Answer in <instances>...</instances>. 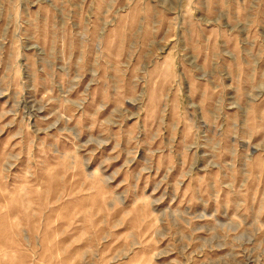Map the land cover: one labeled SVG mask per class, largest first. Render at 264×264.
<instances>
[{"label":"rangeland","instance_id":"rangeland-1","mask_svg":"<svg viewBox=\"0 0 264 264\" xmlns=\"http://www.w3.org/2000/svg\"><path fill=\"white\" fill-rule=\"evenodd\" d=\"M181 1L0 0V264H264V57Z\"/></svg>","mask_w":264,"mask_h":264},{"label":"crops","instance_id":"crops-1","mask_svg":"<svg viewBox=\"0 0 264 264\" xmlns=\"http://www.w3.org/2000/svg\"><path fill=\"white\" fill-rule=\"evenodd\" d=\"M170 1L171 0H158L159 3L167 4L170 3ZM176 1L178 2V0ZM199 1L206 9L203 13L197 14V17H201L199 20L201 24L198 25V30L200 32L199 46L204 44L205 49L204 51H199V53L197 54H194L193 51H191V53L193 54L195 59L197 58L199 62H202L199 63L202 67V74L207 75L208 69H206V66L203 65V63H206L207 61L211 62L210 70L214 72V65H217L224 61H228V63L230 64L231 62H235L240 57L241 60L251 59L254 62L259 61L260 57H264V21H261L258 24L254 22L256 21V17H254V10L248 8L247 11H245L242 7L240 11L235 10V12H233L232 9L231 12L229 9L219 7V5H216L215 2H212L210 0ZM250 2L251 4H254V1ZM181 5V7H183L184 0L181 1ZM252 7H254V5ZM166 13L168 12L166 11ZM240 13L244 15V23L237 19V17L241 15ZM230 17L235 20L234 24L230 23ZM141 20L144 22L143 17H141ZM179 20L183 21V17L181 16ZM256 25H258L257 29L254 28ZM255 30L259 31L258 35L262 39V55H260L261 51L256 47L258 41H256L255 39ZM171 42L172 39L168 40V42L165 43V46L171 45ZM225 67H228V65H226ZM246 91V89L245 91L242 90V93L245 92L244 97L246 99V102L244 104L245 107H240V109L242 110H250L252 108L251 105L256 102L254 100L255 98L253 95V91ZM234 93H238V89ZM257 94L259 98L263 99L264 83L258 86Z\"/></svg>","mask_w":264,"mask_h":264}]
</instances>
